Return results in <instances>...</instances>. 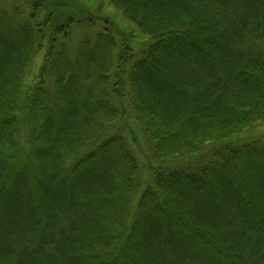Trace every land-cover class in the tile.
<instances>
[{
	"label": "trees",
	"instance_id": "trees-1",
	"mask_svg": "<svg viewBox=\"0 0 264 264\" xmlns=\"http://www.w3.org/2000/svg\"><path fill=\"white\" fill-rule=\"evenodd\" d=\"M86 1L0 0V264H264V0Z\"/></svg>",
	"mask_w": 264,
	"mask_h": 264
},
{
	"label": "rangeland",
	"instance_id": "rangeland-1",
	"mask_svg": "<svg viewBox=\"0 0 264 264\" xmlns=\"http://www.w3.org/2000/svg\"><path fill=\"white\" fill-rule=\"evenodd\" d=\"M83 2H87V1H86V0H83ZM78 5H79V3H78ZM78 5H73V4L70 3V6H69L68 8H69L71 11H74L75 9H79V6H78ZM100 11H101V12L104 11L105 14H112V15H113V13H114V11H111V9L108 8V7H106L104 10H103V9H100ZM104 18H105L106 23L108 22V20L111 21V18H110V17L106 18V16H105ZM117 21H118L119 24L122 23L121 20H118V19H117ZM76 40H77V39H76ZM76 40H74V42L72 43V46H73L74 48H76V50H77V47H78V46L76 45ZM40 61H41V54H39V56H38L37 59H36V64H35V66H34V72H36V68H38V65L40 64Z\"/></svg>",
	"mask_w": 264,
	"mask_h": 264
}]
</instances>
